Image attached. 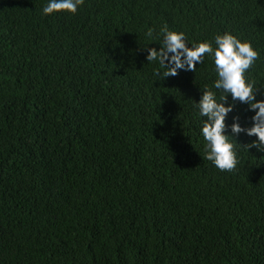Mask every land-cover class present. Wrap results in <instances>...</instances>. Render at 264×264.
Returning a JSON list of instances; mask_svg holds the SVG:
<instances>
[{
	"label": "trees",
	"instance_id": "trees-1",
	"mask_svg": "<svg viewBox=\"0 0 264 264\" xmlns=\"http://www.w3.org/2000/svg\"><path fill=\"white\" fill-rule=\"evenodd\" d=\"M0 0V264H264V150L255 111L233 101L237 167L204 159L212 57L160 78V29L188 46L229 32L259 54L245 73L264 100V0ZM152 28L150 40L146 32Z\"/></svg>",
	"mask_w": 264,
	"mask_h": 264
},
{
	"label": "clouds",
	"instance_id": "clouds-1",
	"mask_svg": "<svg viewBox=\"0 0 264 264\" xmlns=\"http://www.w3.org/2000/svg\"><path fill=\"white\" fill-rule=\"evenodd\" d=\"M84 4V0H49L43 7L42 14L49 15L55 12L67 11L75 14L78 6ZM153 29L149 28L146 36L153 38ZM162 40L159 50L147 49L146 60L158 62L163 72L154 69L153 74L160 78L174 77L178 70L196 71L197 63H202L205 55L212 57L217 79L215 88L225 95L218 102L213 91L204 89L203 94L196 103L199 113L206 117L201 133L206 141L204 159L211 161L220 171L232 172L237 167V154L235 146L229 136L225 134L226 117L233 110V104L225 105L227 94H231L232 100L247 103L250 110L255 111L252 117L251 127H242L239 117H233L231 132L239 135L245 133L248 136L257 137L250 144H245L247 149L256 147L264 150V100H256L252 84L246 81L245 73L253 66L259 54L248 41H242L229 32L215 36V47L210 42L194 43L191 47L186 42L183 32L170 31L167 25L160 29Z\"/></svg>",
	"mask_w": 264,
	"mask_h": 264
}]
</instances>
